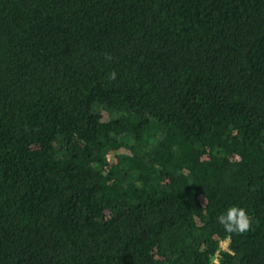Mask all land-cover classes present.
I'll use <instances>...</instances> for the list:
<instances>
[{"label":"trees","instance_id":"1","mask_svg":"<svg viewBox=\"0 0 264 264\" xmlns=\"http://www.w3.org/2000/svg\"><path fill=\"white\" fill-rule=\"evenodd\" d=\"M0 264H264V0H0Z\"/></svg>","mask_w":264,"mask_h":264},{"label":"clouds","instance_id":"2","mask_svg":"<svg viewBox=\"0 0 264 264\" xmlns=\"http://www.w3.org/2000/svg\"><path fill=\"white\" fill-rule=\"evenodd\" d=\"M218 220L229 233L243 232L249 227L247 212L239 205L229 206L218 216Z\"/></svg>","mask_w":264,"mask_h":264},{"label":"rangeland","instance_id":"3","mask_svg":"<svg viewBox=\"0 0 264 264\" xmlns=\"http://www.w3.org/2000/svg\"><path fill=\"white\" fill-rule=\"evenodd\" d=\"M228 243H229L228 240L223 241V242H222V248H223V249H228Z\"/></svg>","mask_w":264,"mask_h":264}]
</instances>
